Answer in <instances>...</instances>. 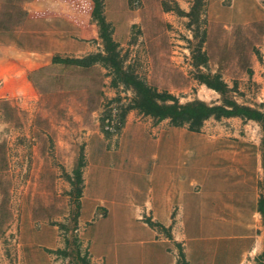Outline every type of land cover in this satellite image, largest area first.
<instances>
[{"label": "rangeland", "instance_id": "rangeland-1", "mask_svg": "<svg viewBox=\"0 0 264 264\" xmlns=\"http://www.w3.org/2000/svg\"><path fill=\"white\" fill-rule=\"evenodd\" d=\"M33 1L0 0V40L51 60L31 94L0 97V264H258L264 122L141 112L103 62L54 61L104 53L93 1L41 0L29 18ZM102 1L124 70L182 104L222 103L203 81L220 74L264 110V0ZM194 166L212 183L181 197Z\"/></svg>", "mask_w": 264, "mask_h": 264}, {"label": "trees", "instance_id": "trees-1", "mask_svg": "<svg viewBox=\"0 0 264 264\" xmlns=\"http://www.w3.org/2000/svg\"><path fill=\"white\" fill-rule=\"evenodd\" d=\"M93 16L99 25V35L104 42V53L89 54L83 58L62 59L55 58L54 61L74 62L79 65H91L95 62H103L113 69L120 81L133 88L134 106L141 112L152 115L159 119L170 118L174 124L181 125L189 123L194 129H198L205 120L214 116L216 118L241 116L248 119H255L264 122V110L254 108L249 105L240 104L227 97L229 87L220 74L205 75L203 81L211 88L219 91L223 95V102L220 104H209L203 100H195L185 104L180 103L172 94L160 92L149 85L133 72L124 70L119 60L117 43L112 37L110 24L103 14V1L92 0ZM264 144V143H263ZM258 211L261 213L264 225V194L258 200ZM85 264H92L90 261L82 259ZM258 264H264V252L258 258Z\"/></svg>", "mask_w": 264, "mask_h": 264}, {"label": "crops", "instance_id": "crops-1", "mask_svg": "<svg viewBox=\"0 0 264 264\" xmlns=\"http://www.w3.org/2000/svg\"><path fill=\"white\" fill-rule=\"evenodd\" d=\"M40 1L41 0H34L25 6V8L29 11V18L35 16V11H40L41 9L45 10V6L41 4ZM46 8H51L52 10L54 7L48 6ZM62 8L57 12L52 10L51 13L46 15L47 19L54 16H64L67 19L70 18L69 13L67 11L63 12ZM50 63L51 60L46 52L29 50V48L20 45L15 40H0V97L9 98L16 95L27 96L31 94L34 90L29 81V73L32 70L39 69ZM194 167L199 171V179L198 177L192 178L191 176H185L183 180H179V185L181 186V197L183 196L184 198H188V195H192V185L196 182H199L202 189L205 185L209 186V184L212 183L208 182V179L203 177V166ZM190 169L192 170L193 168L190 167ZM169 180V187L171 191L163 193V200H169L171 198L170 194L173 190L178 191V188L173 186L174 182H171L172 179L170 178Z\"/></svg>", "mask_w": 264, "mask_h": 264}]
</instances>
